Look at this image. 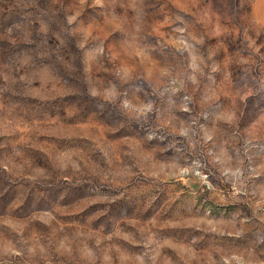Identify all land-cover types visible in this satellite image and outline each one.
<instances>
[{"label": "rangeland", "instance_id": "obj_1", "mask_svg": "<svg viewBox=\"0 0 264 264\" xmlns=\"http://www.w3.org/2000/svg\"><path fill=\"white\" fill-rule=\"evenodd\" d=\"M0 264H264V0H0Z\"/></svg>", "mask_w": 264, "mask_h": 264}]
</instances>
